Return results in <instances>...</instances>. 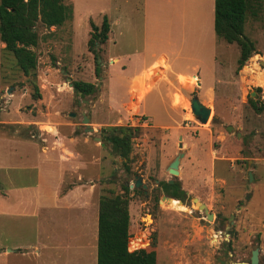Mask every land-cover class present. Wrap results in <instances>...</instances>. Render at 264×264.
Instances as JSON below:
<instances>
[{
	"label": "rangeland",
	"instance_id": "374dc122",
	"mask_svg": "<svg viewBox=\"0 0 264 264\" xmlns=\"http://www.w3.org/2000/svg\"><path fill=\"white\" fill-rule=\"evenodd\" d=\"M64 2L73 9L70 19L61 26L36 25L38 41L31 50L37 65L30 74L0 40V135L45 149L61 146L67 155L76 150L81 157L74 166L65 163L63 174L76 169L73 184L93 185L98 196H126L129 250H154L157 264H219L217 258L230 264L248 261L255 248L264 263V1L257 16L246 14L244 35L254 52L240 69L238 45L214 31V0ZM104 15L110 31L108 40L95 46V56L87 46L90 21L100 25ZM160 54L168 58L166 75L178 108L171 105L170 84L154 85L164 68L161 60L159 69L155 65L134 82L135 98H127V78ZM182 73L190 76H178ZM76 80L93 83L95 91L83 97L70 85ZM208 85L205 96L198 95ZM194 95L211 110L205 123L191 111ZM82 113L92 131H84ZM116 125L139 127L129 158L107 139ZM72 138L81 141L74 149L67 147ZM3 146L0 140V150ZM20 151L27 160L19 157L16 163L34 162L31 146L21 144ZM179 153V173L172 175L166 167ZM50 157L55 161L56 153ZM45 160L53 168L54 162ZM135 177L145 189L134 187ZM169 179L184 191L183 203L162 198L172 190ZM193 197L206 205L212 220Z\"/></svg>",
	"mask_w": 264,
	"mask_h": 264
},
{
	"label": "crops",
	"instance_id": "0c3cea01",
	"mask_svg": "<svg viewBox=\"0 0 264 264\" xmlns=\"http://www.w3.org/2000/svg\"><path fill=\"white\" fill-rule=\"evenodd\" d=\"M113 59L118 61V58ZM167 59L166 55L160 54L147 66L133 71L127 78V98H135L138 90L134 88V82L142 79L146 70L159 69L161 60L164 63L163 75L162 69L158 70L160 79L154 85L160 80L170 84L171 105L175 107L172 103L174 84L166 75ZM180 75L190 76L188 73ZM198 84L201 88L200 78ZM209 87L199 91L198 95L204 97ZM141 95L143 92L138 94V98ZM0 140L4 144L0 150V264H96L101 195H97L93 185L73 184L70 177L77 175L76 169H70L71 176L63 174L64 164L74 166L76 157L79 159L81 155L76 150L69 151L67 155L61 146L45 149L35 142L2 135ZM80 142L78 138H72L67 147L73 146L74 149ZM21 144L31 146L32 153L36 155L31 164L15 162L19 157L26 159L20 151ZM54 152L56 159L52 161L54 159L50 156ZM24 155L29 156L27 151ZM45 159H50L47 161L49 164L54 162L53 168L45 166Z\"/></svg>",
	"mask_w": 264,
	"mask_h": 264
},
{
	"label": "trees",
	"instance_id": "16d2710c",
	"mask_svg": "<svg viewBox=\"0 0 264 264\" xmlns=\"http://www.w3.org/2000/svg\"><path fill=\"white\" fill-rule=\"evenodd\" d=\"M264 0H214V31L227 43L239 47L238 69L254 52L253 42L244 35L247 12L257 16ZM73 9L64 0H0V40L5 49L12 53L20 70L28 75L37 65L36 55L31 47L37 45V23L45 27L61 26L70 19ZM88 51L97 55L95 46L105 43L110 31L108 17L104 15L100 25L90 21ZM99 63V57L96 58ZM73 88L83 97L92 94L96 87L93 83L73 81ZM256 87V91H260ZM250 105L258 110L256 102L249 99ZM139 127L113 126L108 134L112 148L123 158H129L132 139L138 134ZM129 171V168L127 167ZM172 190L170 197L181 199L184 192L177 183H168ZM125 191L127 185H123ZM129 211L128 198L122 194L101 195L98 211L97 260L96 264H157L154 250L138 248L129 250ZM133 238L130 239L129 245Z\"/></svg>",
	"mask_w": 264,
	"mask_h": 264
},
{
	"label": "water",
	"instance_id": "95a60500",
	"mask_svg": "<svg viewBox=\"0 0 264 264\" xmlns=\"http://www.w3.org/2000/svg\"><path fill=\"white\" fill-rule=\"evenodd\" d=\"M263 64H264V61H261ZM70 85H72V82H70ZM79 94H81L79 92ZM190 108H191V111L192 113L195 115V117L205 123L209 117V114H210V108L205 106L203 103L200 102V100L196 97V96H193L191 99H190ZM71 116H75V113L74 112H71L69 113ZM89 120L90 118L85 114V113H82V120L81 122L83 124H85V129L84 131L85 132H88V131H92V127L90 126L89 124ZM227 129L228 130H231L233 129L232 126H227ZM236 135H240L239 132H236ZM97 139H99V137H96ZM181 137H179V143H178V146L179 147H182V142H181ZM182 156V153H179L177 154L170 162L169 164L167 165L166 169L168 170V172L172 175H177L179 173V170H178V166H179V162H180V157ZM252 178V173L249 172V179ZM169 183H172L173 182V179H169L168 180ZM133 183L135 186H140L142 184V180L140 177H136V179L133 180ZM130 187H132V184H129ZM163 197H167V198H172L170 196H165L163 195ZM192 201L196 204H198V206L200 208H202V212L205 213V215L207 216V218L209 220H212L213 219V214L210 213L206 207V205L202 202H199L198 199L196 197H193L191 198ZM180 203H183L182 200L178 199ZM229 232V230H228ZM258 248H255L253 249L252 253H251V256H250V262H247V261H237V262H231L230 264H264V263H259V257H258ZM217 262L219 264H226L225 261L221 258H218L217 259Z\"/></svg>",
	"mask_w": 264,
	"mask_h": 264
},
{
	"label": "bare ground",
	"instance_id": "6f19581e",
	"mask_svg": "<svg viewBox=\"0 0 264 264\" xmlns=\"http://www.w3.org/2000/svg\"><path fill=\"white\" fill-rule=\"evenodd\" d=\"M146 72H147V75H150L151 70L148 69V70H146ZM145 74H146V73H145ZM153 78L156 79V76H154ZM138 101H139V98H138V99L135 101V103H134V108H135V109H137V102H138Z\"/></svg>",
	"mask_w": 264,
	"mask_h": 264
},
{
	"label": "flooded vegetation",
	"instance_id": "af4514ba",
	"mask_svg": "<svg viewBox=\"0 0 264 264\" xmlns=\"http://www.w3.org/2000/svg\"><path fill=\"white\" fill-rule=\"evenodd\" d=\"M135 179H136V177H135ZM140 186H141L143 189L146 188V185L143 184V183H142ZM134 187L138 188L139 186L137 187V186L134 185ZM138 191H140V190H138ZM183 192H184V191H183ZM146 195H147V194H146ZM252 251H253V250H252ZM252 251H251V253H252ZM258 255H259V250H258ZM258 257H259V256H258ZM217 259H218V258H217ZM247 262H250V258H249V260H248Z\"/></svg>",
	"mask_w": 264,
	"mask_h": 264
}]
</instances>
